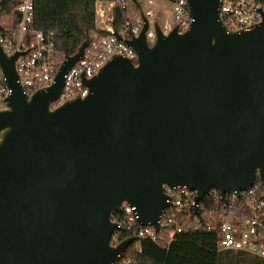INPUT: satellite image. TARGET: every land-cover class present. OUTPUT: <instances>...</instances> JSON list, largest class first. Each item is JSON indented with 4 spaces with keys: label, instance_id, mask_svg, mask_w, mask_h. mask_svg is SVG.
<instances>
[{
    "label": "water",
    "instance_id": "95a60500",
    "mask_svg": "<svg viewBox=\"0 0 264 264\" xmlns=\"http://www.w3.org/2000/svg\"><path fill=\"white\" fill-rule=\"evenodd\" d=\"M194 18L150 44L145 25L128 39L137 57L114 55L90 93L51 108L88 36L65 55L55 83L31 96L0 45L12 93L0 110V264H116L113 211L135 206L161 229L164 185L225 196L264 181V14L230 30L220 0H187ZM120 37V36H119Z\"/></svg>",
    "mask_w": 264,
    "mask_h": 264
},
{
    "label": "built area",
    "instance_id": "2783aa9c",
    "mask_svg": "<svg viewBox=\"0 0 264 264\" xmlns=\"http://www.w3.org/2000/svg\"><path fill=\"white\" fill-rule=\"evenodd\" d=\"M3 1L0 0V45L8 55L28 50L19 55L16 66L18 81L31 96L55 83L65 55L57 49L51 31L34 25L35 0H14L10 12L3 10ZM161 1L95 0L88 44L65 75L62 92L51 108L74 97L87 96L90 89L83 76L87 79L95 76L112 56L122 55L135 61L137 54L127 40L138 36L145 25L148 24L146 36L150 44L157 38L156 22L164 35L176 25L181 32L190 28L194 18L187 0ZM220 1V19L230 30H250L263 20L264 0ZM11 93L0 67V110L8 107ZM164 192L168 206L161 215L160 231L143 225L136 207L123 202L121 209L111 214L117 229L110 238V245L117 247L124 239L136 236L139 240L132 245L142 253L143 238L168 247L177 235L202 229L216 233L219 250L245 252L264 259V181L258 179L246 189L226 192L224 197L219 189L211 188L199 203L195 200L197 190L186 186L164 185ZM125 256L126 253L116 264H130L132 259Z\"/></svg>",
    "mask_w": 264,
    "mask_h": 264
},
{
    "label": "trees",
    "instance_id": "16d2710c",
    "mask_svg": "<svg viewBox=\"0 0 264 264\" xmlns=\"http://www.w3.org/2000/svg\"><path fill=\"white\" fill-rule=\"evenodd\" d=\"M14 0H4L10 12ZM95 15V0H35L34 25L54 34L62 55L75 54L89 36ZM165 229V228H164ZM142 253L132 245L126 252L130 264H264V259L245 252L219 250L215 232L202 229L177 235L168 247L149 238L141 240Z\"/></svg>",
    "mask_w": 264,
    "mask_h": 264
},
{
    "label": "rangeland",
    "instance_id": "374dc122",
    "mask_svg": "<svg viewBox=\"0 0 264 264\" xmlns=\"http://www.w3.org/2000/svg\"><path fill=\"white\" fill-rule=\"evenodd\" d=\"M159 2H161V3H162V1H161V0H159Z\"/></svg>",
    "mask_w": 264,
    "mask_h": 264
}]
</instances>
